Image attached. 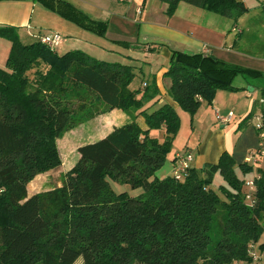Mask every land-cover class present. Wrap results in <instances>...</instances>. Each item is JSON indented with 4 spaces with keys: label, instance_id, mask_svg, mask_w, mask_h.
<instances>
[{
    "label": "trees",
    "instance_id": "16d2710c",
    "mask_svg": "<svg viewBox=\"0 0 264 264\" xmlns=\"http://www.w3.org/2000/svg\"><path fill=\"white\" fill-rule=\"evenodd\" d=\"M35 1L95 35L107 32V22L67 0ZM159 1L167 4L169 17L180 3L233 21L248 10L238 0ZM260 3L264 8V0ZM17 33L14 26H0L1 38L12 44L6 68L0 69V264L253 262L251 246L264 234V172L259 170L253 181L252 203L240 176L252 167L237 164L227 152L217 164L190 168L182 181L155 177L180 127L179 113L169 104L140 112L147 130L132 122L80 146L78 162L61 188L29 195L27 186L35 176L61 167L57 141L72 124L78 109L74 99L83 103L81 91L95 94L109 109L128 111L143 109L159 89L153 82L138 97L130 89L134 66L80 50L59 55L41 36L24 43ZM239 75L262 74L212 54L180 51L172 52L165 74L171 80L169 95L192 117L202 101L212 103L218 90H235ZM161 129L163 143L150 136L151 130ZM217 174L224 183L215 189ZM106 177L143 192L116 194Z\"/></svg>",
    "mask_w": 264,
    "mask_h": 264
},
{
    "label": "crops",
    "instance_id": "0c3cea01",
    "mask_svg": "<svg viewBox=\"0 0 264 264\" xmlns=\"http://www.w3.org/2000/svg\"><path fill=\"white\" fill-rule=\"evenodd\" d=\"M238 1L243 2L248 9L239 19L242 26L239 25V20L236 24L231 25L230 21L232 20L230 19L217 20L215 13L201 9L213 15L206 16V14L192 8H185L183 7L185 3H180L173 18L161 16L158 19H146L143 28L140 26L137 29L135 42L123 39L125 37H121L120 32L125 20L129 21V25H132L133 11L135 14L145 12V0H114V7H99L100 4L98 5L96 0L78 1L79 6L77 5V7L80 10L95 20L107 22L109 29L113 26L117 28L116 22L119 21L118 30L113 35L108 31L105 38H100L82 29L46 9L35 0H0V26H14L21 33L29 36L30 43L37 41L42 35L59 33L63 37L61 43L55 48L59 55L80 50L95 59L106 61L105 58L117 57L116 53H119L121 61H113L112 63L135 67L134 81L136 79L139 81L138 83L133 81L130 89L137 91L138 97L153 82L159 89V95L143 108L147 109L148 112H152L164 104L171 105L178 113L181 109L168 93L171 80L165 76L173 51L189 54H212L231 65L261 73V77L258 78L239 75L233 82L236 87L235 90L220 89L212 103L202 101L201 107L191 121L213 122L214 125L201 131L197 129V126H193L191 128L192 133L183 150L177 149L171 157L167 158L174 167L178 154L190 152L193 155L190 168L200 170L205 164H217L224 152L232 155L237 164H241L245 163L247 158L259 149V132L254 124L264 126V83L257 81L264 78V8L261 6L260 0ZM135 20L133 19V21ZM111 21L115 23L112 25ZM253 24L254 27H252ZM232 33H235L239 39L247 33L249 35L254 33L256 39L238 42L232 37ZM141 35L143 37L142 45L139 41ZM150 41L153 42V45L157 44L156 42L160 43L162 49L157 50L152 44L147 46L150 45ZM241 43H243L242 46ZM255 43H259L260 49L258 51L252 48ZM120 47L122 50H118ZM238 78H240L239 83L235 84ZM230 113H233L231 119L224 121ZM106 118L107 124L116 125L117 128L128 124V122H133V119L119 110L103 116L101 120L99 118V121H104ZM134 121L142 130L148 129L143 116L137 117ZM113 128L108 129L96 139L80 144L78 148L106 137L113 131ZM163 131L164 129L158 132L151 130L150 136L160 140ZM156 133H161V135L156 136ZM248 165L252 167L251 175H254V179L260 176L259 170L264 172V150L258 158H254ZM254 179L248 182H252ZM263 238L264 234L259 243L253 246L254 249L258 250L259 254L256 253L259 261H253L251 264H260L264 258V250L259 249L260 244H264ZM241 263L246 264L245 262Z\"/></svg>",
    "mask_w": 264,
    "mask_h": 264
},
{
    "label": "rangeland",
    "instance_id": "374dc122",
    "mask_svg": "<svg viewBox=\"0 0 264 264\" xmlns=\"http://www.w3.org/2000/svg\"><path fill=\"white\" fill-rule=\"evenodd\" d=\"M67 1L71 2L73 5H75L77 7V5L79 4L78 1H82V0H67ZM96 1H97L98 5L100 4L99 7L100 6H102V7H105V6L114 7L115 6V3L112 0H96ZM167 7H168L167 4L162 3L159 0H146L145 5H144L145 12L143 14H142V12L135 14V11H133V16L131 18L132 25H129L130 24V23H128L129 21L125 20L123 23L124 25L121 28L122 30L120 32V36L125 37L123 39H127L129 41L135 42V39L137 37V29L140 26L143 28V24H145L146 19H149V18L150 19H158V18H161V16H165L166 18H173V16H175V14H174L172 17H169L166 14ZM183 7L192 8L193 10L201 12L202 14H206V16H213V15H210L212 13H210V14L206 13V12L202 11L201 9H198L197 7H191V5H189L187 3H185L183 5ZM162 11H164V13H162ZM134 15H135V17H134ZM242 16L243 15H241L236 21H233V20L230 21L231 25L236 24V22ZM215 18H217V20H226L224 17L219 16V15H216ZM133 19H136V20L133 21ZM114 23H115L114 21H111L112 25ZM238 23L240 26H242V22L240 20ZM118 25H120L119 21L116 22L117 28L113 26L112 28L109 29V26H108V29H107L105 36H99V37L105 38L108 34V31H109V33H111V35H113L116 32V30H118ZM252 27H254V24L252 25ZM17 31H18L17 35H18V38L20 40H23L25 43H30L29 42V36L27 34H25L23 32L21 33V31H19V30H17ZM263 36H264V33H263ZM232 37L237 39L238 42L239 41L243 42L246 40L247 41H251V40L254 41L256 39V38H254V33L250 34V35L247 33L246 35L242 36L241 39H239L235 33H232ZM257 37H260V36L257 35ZM142 39H143L142 35L139 36V41H140L141 45L143 43ZM262 39H263V37H262ZM259 40H261V38H259ZM152 43L153 42L150 41V45H147V46H151ZM156 43L157 44H154V45L152 44V45L155 46L157 50L162 49L161 44L158 42H156ZM258 44L259 43H255V45L252 46V48L255 51H258L260 49ZM242 45H243V43H241V46ZM11 47H12L11 42L5 38H1V36H0V69L6 68V61L8 60ZM118 50H122V47L118 48ZM116 56L117 57H111V58L108 57L105 59H107L106 61H110V62L121 61V58H119V57H121V55L119 53H116ZM116 58L119 60H114ZM140 67H142V66L140 65ZM139 75H140V73H139ZM240 78L236 79L235 84L239 83ZM138 81H139V79H136V81H134V83H138ZM257 81L264 83V78L258 79ZM81 95L83 97V103H81L80 100H78L76 98L74 99L76 101L75 107L78 106V109L73 112L72 124L62 134V136L57 141L58 149H59L61 160H62L61 167H59L57 169H52V170L46 171L44 173H40L37 176H35L29 182V184L27 186L29 194H39V193L49 192L51 190H55L56 188H61L69 180V177H70L69 172L75 167L76 163L78 162V159H79L78 146L80 144L88 141V140H93V139L100 137L108 129H111L114 127L113 128V130H114L117 128L116 125L107 124V122H106L107 118L104 121H99V118L101 120V118L103 116L105 117L108 114H110L111 112H113L115 110H119L122 113H124L125 115H127L128 117H130L131 119H133V122H135L134 120L137 117L142 116L140 114V112L142 110H144V109H141V110L130 109L127 111V110H123L121 108L109 109L104 103H102L98 99V97L95 94L91 93L90 91L83 90V91H81ZM81 104H83V105L85 104L84 108L81 107L79 109V106H81ZM144 108H145V106H144ZM179 116H180L179 131L172 140V143L170 145V151L168 152L167 158L171 157L172 154L177 149L183 150V148L185 147V145H186L187 141L189 140V137L192 133L191 128L193 126H197V129L199 131H201L204 128L212 127V125H214L213 122H192L191 120L193 117L189 113L183 111L182 109L179 110ZM130 123H132V122H130ZM128 124H129V122H128ZM254 125H255V127L257 126L256 123ZM252 128H253V126H252ZM158 131L159 130H155V132H158ZM163 132H164L163 136L159 140L161 143H163L165 141V136H166L165 131H163ZM156 134H157L156 136L161 135V133H156ZM259 139H260V136H259ZM260 142H261V139H260ZM173 171H174V168H173V165L171 164V161L167 160L163 164V166L159 170H157L155 177H157L158 179H165L167 177L173 176ZM240 176L242 178H244V180H246V182L254 179V175L253 174L251 175V173L241 174ZM106 181H107L108 185L110 186L111 190L116 194L128 193L130 196L135 197V196L140 195L143 192V190L140 188L135 189L129 183H125V182L121 183L118 181H114L110 177H106ZM213 183H214L213 187L215 189H217V186H219L220 184H223L224 180L222 179V177L219 174H217L214 177ZM212 235H213L212 239L216 240L218 237L217 231L214 230ZM263 240H264V238H263ZM256 252L258 253L257 249L251 248V253L257 255V257H258L259 253L257 254ZM258 261H259V259L257 260V262ZM241 262L242 261H236L233 264H242ZM81 263H82V261L79 260V261H77L76 264H81ZM261 263L264 264V258L262 259V262H260V264Z\"/></svg>",
    "mask_w": 264,
    "mask_h": 264
},
{
    "label": "built area",
    "instance_id": "2783aa9c",
    "mask_svg": "<svg viewBox=\"0 0 264 264\" xmlns=\"http://www.w3.org/2000/svg\"><path fill=\"white\" fill-rule=\"evenodd\" d=\"M40 39L44 44L52 48H56V46H58L60 42L62 41L63 37L59 33L54 32V33H48L46 35H42ZM232 116H233V113H230L229 116L224 119V121H229ZM257 130L259 132V136L261 139V142L259 144V149L257 150V152H255L254 154H251V156L247 158L246 160L247 164L251 163L254 160V158H258V156L264 150V126L261 124L257 125ZM192 160H193V155L190 152H185L182 154H178L176 156L174 167H173L174 168L173 177L177 181H182L185 179L190 169V163L192 162ZM246 187L248 188L247 200L252 203L253 195L255 192V186H254L253 181L247 182ZM251 248H253V245L251 246ZM251 256L253 258V261L258 260V257L255 254L251 253Z\"/></svg>",
    "mask_w": 264,
    "mask_h": 264
}]
</instances>
